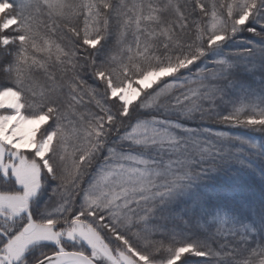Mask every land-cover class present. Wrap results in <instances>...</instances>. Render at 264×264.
I'll return each instance as SVG.
<instances>
[{"label": "snow or ice", "instance_id": "snow-or-ice-1", "mask_svg": "<svg viewBox=\"0 0 264 264\" xmlns=\"http://www.w3.org/2000/svg\"><path fill=\"white\" fill-rule=\"evenodd\" d=\"M195 258L264 264V0H0V264Z\"/></svg>", "mask_w": 264, "mask_h": 264}, {"label": "trees", "instance_id": "trees-1", "mask_svg": "<svg viewBox=\"0 0 264 264\" xmlns=\"http://www.w3.org/2000/svg\"><path fill=\"white\" fill-rule=\"evenodd\" d=\"M246 35H248V34H246ZM221 127H223V126H221ZM223 130H227V129L224 128ZM255 135H256V137H257L258 139L261 138L259 133L255 134ZM197 261H200L201 264H202V258H195V259L193 260L192 264H197Z\"/></svg>", "mask_w": 264, "mask_h": 264}]
</instances>
